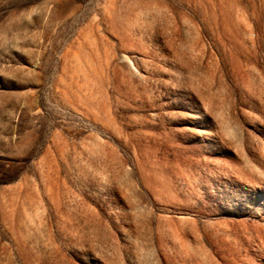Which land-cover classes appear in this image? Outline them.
Segmentation results:
<instances>
[{
	"label": "rangeland",
	"instance_id": "374dc122",
	"mask_svg": "<svg viewBox=\"0 0 264 264\" xmlns=\"http://www.w3.org/2000/svg\"><path fill=\"white\" fill-rule=\"evenodd\" d=\"M0 264H264V0H0Z\"/></svg>",
	"mask_w": 264,
	"mask_h": 264
}]
</instances>
